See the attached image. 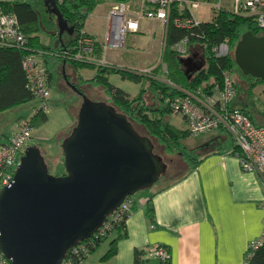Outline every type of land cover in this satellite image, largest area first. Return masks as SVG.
Segmentation results:
<instances>
[{"label": "water", "instance_id": "water-1", "mask_svg": "<svg viewBox=\"0 0 264 264\" xmlns=\"http://www.w3.org/2000/svg\"><path fill=\"white\" fill-rule=\"evenodd\" d=\"M60 37L73 34L57 0ZM234 58L245 76L264 82V35L247 32ZM194 73L202 67L181 59ZM83 97L78 121L62 143L65 174L50 173L41 144L27 148L14 182L0 192V248L12 264H62L68 252L90 238L121 204L152 188L167 171L148 136L105 101Z\"/></svg>", "mask_w": 264, "mask_h": 264}, {"label": "crops", "instance_id": "crops-1", "mask_svg": "<svg viewBox=\"0 0 264 264\" xmlns=\"http://www.w3.org/2000/svg\"><path fill=\"white\" fill-rule=\"evenodd\" d=\"M163 32L164 28L160 22L144 20L141 32L129 34L128 37L132 38V43L137 49L149 50L144 51L148 54H158L161 60L160 39ZM146 35L149 37L147 38ZM132 55L135 54H129L125 49L113 48H109L106 53L107 60L116 66H134L138 60ZM165 60L166 55L163 58L164 63H166ZM157 65L153 64L148 68ZM67 69L73 79L72 82H77L79 76L84 81H90L98 74V70L93 68L79 69L77 72L69 67ZM158 73L161 74L159 71ZM110 77L111 75L108 79L111 82ZM61 84L58 80H51V106L53 107L52 102L57 99L70 98L72 101L70 121L58 130V135L62 134L63 137V133L66 135L67 130H72L76 125L83 98L72 87L70 88L68 83L67 86L62 84L63 89L59 87ZM54 86L58 90L54 89ZM90 86V84L84 85L89 95L92 93ZM181 87L185 86L181 85ZM54 90L59 92L57 96ZM76 94L79 99L76 98ZM255 94L264 95V86L255 87L251 95ZM138 95L131 94L132 97ZM248 95L250 98L251 95L249 93ZM238 96L239 93L235 100ZM28 104L0 113L2 127L0 141L7 140L18 129L20 120L24 117L22 115L13 119L10 116L11 111L24 109ZM35 106L33 105L32 111L27 116L35 115ZM234 107L245 111L247 109L257 124H264L261 114L252 101H249L246 108L235 105ZM49 115L50 112L45 125L51 122ZM182 121L185 125L183 130H187L183 117ZM220 132L223 131H218ZM45 133L35 136L37 144L43 146L44 142L50 141ZM228 137L227 134L226 138ZM214 141L211 144L213 146L208 147L207 151L201 154L202 156L195 159L192 166L180 154L183 158L181 169H178L181 170L180 174H173L170 181L161 184L148 194L139 193L133 196L135 210L126 222L127 236L117 242L115 256L103 260L111 249L112 241L117 237V233H113L81 264H137V251H144V254L139 257L140 264H157L154 260H148L145 257V250L157 245L168 249L170 254L168 264H246V256L251 244L264 234V182L257 174L243 171L238 153H234L232 147L223 146L225 138L220 135ZM61 142L54 148L57 156L61 155L59 151ZM43 148L47 153L44 146ZM152 208H154L153 217L150 214Z\"/></svg>", "mask_w": 264, "mask_h": 264}, {"label": "built area", "instance_id": "built-area-1", "mask_svg": "<svg viewBox=\"0 0 264 264\" xmlns=\"http://www.w3.org/2000/svg\"><path fill=\"white\" fill-rule=\"evenodd\" d=\"M201 10L205 11L204 18H209L208 21L201 20L198 15ZM223 13L250 19L259 31L264 33V0H115L107 15L109 26L105 41L100 45L101 52L98 48L99 42L92 36H81V32L74 52H65V57L99 67L110 66L112 64L106 57L109 48L124 49L128 35L141 32L142 21L160 22L166 35L162 42L160 64L152 68L129 70L162 81L173 88L185 89L183 94L171 99L170 108L173 113L184 118L188 133L199 136L211 132H226L240 149L238 156L243 171L257 174L264 182V124H257L247 111L234 107L233 103L239 90L233 78V71L229 68L223 69L221 80L210 82L202 88H183L166 76L170 74L167 64L163 61L166 49L169 48L181 59H188L186 56L191 47L196 45L194 39L203 40L206 37L202 30L203 24L214 22ZM172 29L183 32V36L171 43L169 35ZM0 47L28 52L23 58V68L28 88L34 95V101L38 103L35 114L40 111L48 114L52 108V89L45 59L46 52L29 49V37L24 32L19 18L1 4ZM205 47L204 45L203 50ZM212 52L217 58L229 56V39L212 47ZM158 71L164 74V77L160 76ZM36 129L32 118L22 119L18 129L7 140L0 141V192L14 182L21 157L28 147L36 143ZM134 207L133 196L128 197L94 234L96 238L105 236L117 223L124 221L126 215L133 212ZM88 239L72 248L62 264H73L76 255L86 252ZM263 244L264 234L251 244L248 257ZM145 255L146 259L154 260L157 264H168L170 260L168 249L161 245L147 248ZM0 264H12L1 248Z\"/></svg>", "mask_w": 264, "mask_h": 264}, {"label": "trees", "instance_id": "trees-1", "mask_svg": "<svg viewBox=\"0 0 264 264\" xmlns=\"http://www.w3.org/2000/svg\"><path fill=\"white\" fill-rule=\"evenodd\" d=\"M1 3L19 18L24 32L29 37V49L33 51L43 50L46 52L45 59L50 74V80H58L60 83L66 85L67 82L62 70L64 66L66 70L67 67H69L75 69L76 72L84 68L97 69V76L90 81H84L82 77L79 76L77 82H72L73 79L71 75L68 73L66 76L69 81L85 94H87V90L84 88L86 84H90L95 88H103L110 98L111 105L114 106L118 112L126 115L133 124H137V129L141 127V129L146 132L145 134L153 141L156 149L161 150L163 148L166 152L170 153L178 151L190 166L195 163L193 161L195 156L194 153L186 150L181 144V139L189 134L188 131L177 129L166 120L173 114L170 108V101L172 98L182 93L180 90L168 86L162 81L124 69L125 67L116 65L99 67L94 64L79 62L73 58L65 57V52H70L71 54L74 52L81 31L84 28L85 21L88 19L95 6H97L96 0H57L58 7L65 21L70 28H74L73 34H70L69 29L68 32L63 33L62 37H60L59 33L60 26L58 16L53 11V7L50 5L49 0L8 1ZM202 30L205 33V39H194V44H199L202 47L204 45L206 46L204 50L206 60L205 67L194 73H187V69L181 62V58L176 56L169 49L167 50L166 60L170 71L169 75H171L170 79H173L174 82L176 80V83L187 88H202L210 82L221 80L222 70L229 68L232 71L235 69L240 71V75L249 84L248 93L250 95L255 87L264 84L261 79L245 76L234 58L235 48L244 34L253 32L256 35H260V31L253 21L229 13H223L220 14L218 19L214 22L204 23ZM40 34H46L50 38V42L47 45L40 41ZM182 36L183 32L172 29L169 40L172 43ZM226 39L230 41V55L224 58H217L212 52V47L220 45ZM27 53L28 52L17 48L0 47V113L34 101V95L28 88V81L23 68V58ZM175 70L181 71L179 76L174 75ZM113 74H119L123 78L136 83H142L147 79L150 83L147 92L148 94H153L155 98L159 100V104L155 107L148 106L144 98L147 94L145 90L141 91L138 96L132 97L131 94L125 90L113 85L108 79V76ZM151 113L155 115V117L152 116ZM47 121L48 115L42 111L36 113L32 117V122L36 128ZM70 131H68L64 139L70 134ZM64 139L61 142V148ZM223 144L226 148L232 147L234 153H239L240 151L239 147L234 144L230 136L225 139ZM42 152L46 157L47 153L43 148ZM131 214L132 213L126 215V219L117 223L105 236L96 238V235H94L93 238L86 240L88 250L76 255L73 264H81L82 261L96 251L103 242L108 240L113 233H117V237L112 241L111 249L104 256L103 260L115 256L117 253V242L127 236L126 222ZM150 214L151 217H153L154 208H152ZM72 253L73 252H71V254ZM143 254L144 251H137V264H140L139 257ZM246 260V264H264V244L261 248L257 249L251 257H248L247 254Z\"/></svg>", "mask_w": 264, "mask_h": 264}, {"label": "rangeland", "instance_id": "rangeland-1", "mask_svg": "<svg viewBox=\"0 0 264 264\" xmlns=\"http://www.w3.org/2000/svg\"><path fill=\"white\" fill-rule=\"evenodd\" d=\"M3 1L8 2V1H31V0H0L1 5H3L1 3ZM96 1H97V6H95L94 10L90 13V16H89L87 22L85 21L86 24L84 25V27L85 26L86 27L83 28V30L81 31L83 33V34H81V36L86 34V36L94 37L96 39V41L99 42L98 48H99V51L101 52L100 45H103V42L105 41V34H106L108 26H109L108 18L106 16L108 15V12L111 9V7L114 5L115 0H96ZM204 12H205L204 10H201L198 13V15L200 16L202 21L203 20L208 21L209 18L208 19L204 18L205 17ZM100 34L102 37L99 36ZM263 34H264L263 31H260V35H263ZM146 37L148 38L149 36L146 35ZM165 38H166V35L163 32L161 35L160 42H163L165 40ZM40 41L42 43H44L45 45H47L50 42V38L46 34H40ZM162 48H163V43H161V50H162ZM124 49H125V51L127 50V52L129 54H135L132 56H134L138 60V62H136L134 64V66L117 65L119 67H125L124 69L133 70V67H136V68L143 67L145 69V68H148L149 66H152L153 64H156V65H157V63L160 64V58H159L160 56L158 54L157 55H155V54L153 55L152 53L148 54L147 52H144V51H149V50L137 49L136 46L133 45L131 37H128L126 39V46ZM166 50H169V48H167ZM204 52L205 51L203 50V47L200 46L199 44H196V45L191 47V51L186 57L194 59L195 66L203 68V67H205V64H203V63H205V61H206ZM144 54H145V56H144ZM100 56H101V53L99 54V57ZM166 63H168L167 60H166ZM143 68H140V69H143ZM62 70H63L64 75H67L68 73H70L69 69L66 70L65 66L63 67ZM174 72H175V74H174L175 76H179L181 73V71H176V70ZM159 75L160 76L163 75V77H164V74L159 73ZM166 76L169 79L171 78L170 77L171 75H166ZM61 77H62V75H61ZM145 78H147V77H145ZM233 78H234L236 84L238 85V90H239V96L237 97L236 100H234V105L246 108L249 101H252L254 103V106L257 109V111L261 114V115L260 114L259 115L264 120V115H263L264 114V95L255 94V95H251L249 98V95H248L249 84L240 75L239 70L235 69L233 71ZM110 80H111L112 84L116 85L117 87L122 88L123 90H125L126 92H128L132 95L140 94L143 87H144L143 90H145V92H147V90L149 88V84H150L147 81V79L144 80L142 83H136V82H132L130 80L124 79L119 74L111 75ZM170 80H172L174 82L173 79H170ZM175 83H176V80H175ZM260 85L264 86V84H260ZM59 87L61 89H63L62 84H61V86L59 85ZM90 87H91L90 91L92 92L91 95H89L88 92L86 94L89 98H91L93 101H97V102L105 101L111 105L110 98L107 96V94H105V91L103 88H101V87L95 88L92 86H90ZM183 88H187V87H183ZM54 89L58 90V88L56 86H54ZM57 90H54V93L56 94L55 96H57V93L59 94V92ZM178 90H180L183 94L184 93L183 90H185V89H181L179 87ZM52 95H53V93H52ZM75 96H76V98L79 99V96L77 94ZM144 98H145L146 104L150 107H155L156 105L159 104V100L157 98H155V96L153 94H148V92H147V94L145 95ZM71 103H72V101L70 100V98H68V99L66 98L65 100L63 98L60 100L57 99V101L55 100L54 102H52V104H54V105L51 108L50 115H49V117H51V122L48 125L40 124L38 126V128L36 129V132H35V136L44 135V133L46 132L45 135H48V137H49L50 141L44 142L43 146L45 147V149L48 153V154H46V161L49 162L50 173L52 175H55V176H61V175L65 174V165H64V162L62 160V157L64 159V156L62 153V148L60 147V150H59L61 152L60 156L55 155L56 152H54V150L56 151V149H54V148L58 147L60 141H62L65 137V133H63V137H62V134L58 135V130L62 126L67 125V123L70 121V117H71L70 111H71V107H72ZM33 105H36L35 107H38V103L35 101H32L28 105H25L24 109L12 110L10 113V116H12V118L15 119V117L19 118V117H22V115H24V117H22L21 120L22 119H30L33 116L31 117V116H27V115H29L30 112L32 111ZM152 116L155 117V115H153V114H152ZM166 120L169 121L177 129L183 130V128L185 127L184 122L182 121V117L178 114H175V115L172 114ZM134 125L137 129L138 125L137 124H134ZM1 128L2 127H1V122H0V132H1ZM69 130H67V132ZM184 131H187V130H184ZM137 132L142 136H147L145 134L146 132H144V130L141 129V127H139L137 129ZM220 135H221V137H223L225 139L227 137V133L224 131L222 133L221 132L220 133L211 132V133H206V134H202L199 136H194V135L188 134V135L184 136V138L181 139V144L186 148V150L191 151L192 153L195 154L194 159H193V161H194L195 159L202 156L201 154H204L207 151L208 147L213 146L211 144L213 142H215L214 140L216 138L220 137ZM33 145H38V144L35 143ZM43 146H41V147L43 148ZM52 151L54 153H52ZM155 151H156V153L160 154L163 157L164 162L168 166L167 171L164 175L161 176L160 180L152 188L147 189V190H142V191L136 193V195L139 193L148 194L151 190L157 188L161 184L163 185V183L170 181L172 179L173 174L174 175L180 174L181 170H178V169H181V159H183V158H182V156H180V153L178 151L170 153V152H166V150L163 148L161 150L155 149ZM174 158H175V162L173 163L172 160Z\"/></svg>", "mask_w": 264, "mask_h": 264}, {"label": "flooded vegetation", "instance_id": "flooded-vegetation-1", "mask_svg": "<svg viewBox=\"0 0 264 264\" xmlns=\"http://www.w3.org/2000/svg\"><path fill=\"white\" fill-rule=\"evenodd\" d=\"M195 66V65H194ZM65 80H66V82L69 84V82L72 84V85H74L71 81H69L68 80V78H67V76H65ZM69 86H70V84H69ZM75 86V85H74ZM70 88H71V86H70ZM172 162H173V160H172Z\"/></svg>", "mask_w": 264, "mask_h": 264}]
</instances>
